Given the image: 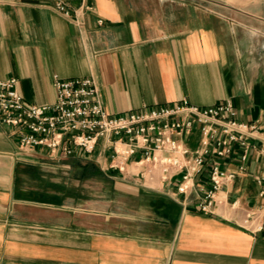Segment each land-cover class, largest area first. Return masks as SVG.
Listing matches in <instances>:
<instances>
[{
  "label": "crops",
  "instance_id": "0c3cea01",
  "mask_svg": "<svg viewBox=\"0 0 264 264\" xmlns=\"http://www.w3.org/2000/svg\"><path fill=\"white\" fill-rule=\"evenodd\" d=\"M64 1L69 18L59 0H0V80L25 103L54 104L55 75L88 76L111 115L230 100L256 139L244 170L217 159L236 175L204 213L176 183L111 168L102 142L100 155L25 149L0 116V264H264V0ZM184 141L197 149L200 128Z\"/></svg>",
  "mask_w": 264,
  "mask_h": 264
},
{
  "label": "built area",
  "instance_id": "2783aa9c",
  "mask_svg": "<svg viewBox=\"0 0 264 264\" xmlns=\"http://www.w3.org/2000/svg\"><path fill=\"white\" fill-rule=\"evenodd\" d=\"M55 9L71 17L66 1L59 0ZM75 21L82 24L77 17ZM53 81L54 104L30 105L20 94L16 78L0 80V116L18 130L22 148L45 149L59 157L80 152L100 155L102 142L111 156V168L124 173L132 165L144 180L158 177L176 183L179 195H197L198 209L204 213L213 211L216 194L236 175L224 170L217 159L238 155L239 169H245L256 139L255 128L238 120V110L230 100L206 108L182 100L111 115L93 77L62 79L55 75ZM195 127L200 128L201 141L191 150L184 137ZM208 162L211 166L205 172ZM197 178L207 179L208 186ZM259 220L258 212L249 213L245 224L261 231Z\"/></svg>",
  "mask_w": 264,
  "mask_h": 264
}]
</instances>
